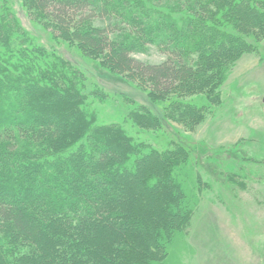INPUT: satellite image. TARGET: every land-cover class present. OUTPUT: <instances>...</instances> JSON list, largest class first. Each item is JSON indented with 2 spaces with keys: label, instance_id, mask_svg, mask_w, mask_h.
Listing matches in <instances>:
<instances>
[{
  "label": "trees",
  "instance_id": "1",
  "mask_svg": "<svg viewBox=\"0 0 264 264\" xmlns=\"http://www.w3.org/2000/svg\"><path fill=\"white\" fill-rule=\"evenodd\" d=\"M161 1L20 0L63 42L148 86L151 99L213 91L264 35V0H165L175 13ZM149 47L164 60L134 57ZM86 80L0 0V264H153L189 226L184 148L143 138L167 119L197 126L202 110L175 102L159 119L124 96L133 107L107 123L91 102L113 99Z\"/></svg>",
  "mask_w": 264,
  "mask_h": 264
},
{
  "label": "rangeland",
  "instance_id": "2",
  "mask_svg": "<svg viewBox=\"0 0 264 264\" xmlns=\"http://www.w3.org/2000/svg\"><path fill=\"white\" fill-rule=\"evenodd\" d=\"M10 1L24 30L74 63L86 76L87 88L93 83L113 99L109 105L91 102L101 120L111 122L119 114L117 108L133 107L124 96L148 105L159 119L175 102L196 104L202 110L204 117L197 126L167 119L161 129L143 138L155 148L165 144L184 148L188 163L179 185L194 207L188 228L175 235L167 255L156 253L153 264H264V35L254 41L248 38L254 48L230 63L225 81L213 91L151 99L148 86L86 57L24 9L20 0ZM161 2L165 10L176 12L173 0ZM134 57L148 63L164 60L154 47Z\"/></svg>",
  "mask_w": 264,
  "mask_h": 264
}]
</instances>
